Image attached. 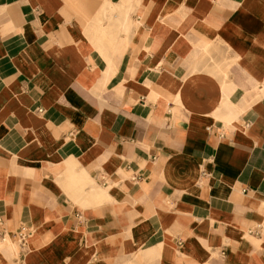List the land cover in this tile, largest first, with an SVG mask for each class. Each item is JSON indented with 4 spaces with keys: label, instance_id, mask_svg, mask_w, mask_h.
<instances>
[{
    "label": "crops",
    "instance_id": "crops-1",
    "mask_svg": "<svg viewBox=\"0 0 264 264\" xmlns=\"http://www.w3.org/2000/svg\"><path fill=\"white\" fill-rule=\"evenodd\" d=\"M0 264H264V0H0Z\"/></svg>",
    "mask_w": 264,
    "mask_h": 264
},
{
    "label": "built area",
    "instance_id": "built-area-1",
    "mask_svg": "<svg viewBox=\"0 0 264 264\" xmlns=\"http://www.w3.org/2000/svg\"><path fill=\"white\" fill-rule=\"evenodd\" d=\"M249 232L252 233L254 231L250 230ZM29 235L30 230L26 226H20L16 231L15 237L22 249L25 248Z\"/></svg>",
    "mask_w": 264,
    "mask_h": 264
}]
</instances>
